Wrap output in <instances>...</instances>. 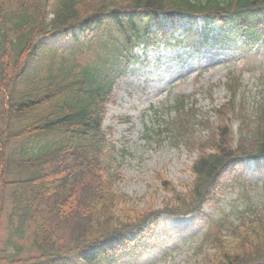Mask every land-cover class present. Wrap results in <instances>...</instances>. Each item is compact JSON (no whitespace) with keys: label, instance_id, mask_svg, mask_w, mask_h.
<instances>
[{"label":"trees","instance_id":"obj_1","mask_svg":"<svg viewBox=\"0 0 264 264\" xmlns=\"http://www.w3.org/2000/svg\"><path fill=\"white\" fill-rule=\"evenodd\" d=\"M183 14L219 21L244 47L264 37V0H0V264L131 263L161 213L219 209L245 157L264 180V94L241 110L233 75L215 122L178 100L174 139L198 151L190 183L144 210L116 188L108 104L133 48L167 41L162 21ZM195 252L200 264H264V206L216 220Z\"/></svg>","mask_w":264,"mask_h":264},{"label":"rangeland","instance_id":"obj_2","mask_svg":"<svg viewBox=\"0 0 264 264\" xmlns=\"http://www.w3.org/2000/svg\"><path fill=\"white\" fill-rule=\"evenodd\" d=\"M174 26L182 33L189 24L183 22ZM201 27H204L202 19L194 25V28ZM211 28L212 35L220 32L217 24ZM137 52L141 62L132 67L116 88L105 123L111 126V140L119 151L117 188L144 210L151 205L163 207L169 187H184L192 178L190 168L198 151L174 142L177 99L182 94H194L197 107L209 113L215 122L211 109L213 104L220 105L224 101L227 93L223 82L232 71L241 75L246 98L255 106L264 87V42L256 43L250 54L231 43H215L202 51L160 46L146 53ZM187 103L192 104V100ZM231 123L235 131L239 120ZM168 124L171 131L164 130ZM160 128L162 134L157 133ZM206 133L204 130L203 134ZM121 149L127 152L121 154ZM246 168L251 172L254 163L250 162ZM222 205V211L209 209V213L213 216L227 214L233 220L250 206L263 207V182L250 176L245 186L228 193ZM5 226L3 220L0 249L6 237ZM205 227L206 224L191 217L162 218L152 233L154 244L141 264H200L195 249Z\"/></svg>","mask_w":264,"mask_h":264}]
</instances>
